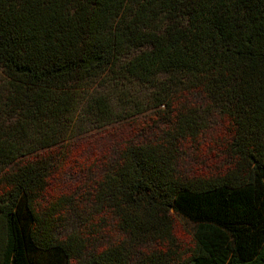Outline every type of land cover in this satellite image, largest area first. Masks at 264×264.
<instances>
[{
	"label": "trees",
	"instance_id": "16d2710c",
	"mask_svg": "<svg viewBox=\"0 0 264 264\" xmlns=\"http://www.w3.org/2000/svg\"><path fill=\"white\" fill-rule=\"evenodd\" d=\"M103 75L123 76L117 93H147L129 108L92 93L93 120L151 107L167 126L117 147L91 191L123 234L151 243L135 258L115 243L84 259L85 240L59 234L68 200L48 198L46 153ZM195 97L228 121L225 162L204 176L178 167L181 146L207 128ZM187 261L264 264V0H0V264Z\"/></svg>",
	"mask_w": 264,
	"mask_h": 264
},
{
	"label": "rangeland",
	"instance_id": "374dc122",
	"mask_svg": "<svg viewBox=\"0 0 264 264\" xmlns=\"http://www.w3.org/2000/svg\"><path fill=\"white\" fill-rule=\"evenodd\" d=\"M132 56L133 54L128 58ZM117 82L120 84L125 82L122 75H103L92 81L88 92L85 90L80 106L75 111L67 139L57 146V149L47 153L45 151L47 156L53 157L55 165L48 198L53 200L65 196L68 200L65 219L58 228L59 234L61 237L72 234L81 236L85 240L86 247L84 259L115 243L126 245L133 258L138 256L139 251L147 250L152 246L150 242L140 244L123 234L111 211L99 204L91 193L95 181L103 173L108 157L117 147L133 141L145 142L167 128L165 123L157 122L156 111L151 107L129 117L119 112L117 121L112 123L97 122L93 120L91 114H86V101L92 93L119 94L122 99L125 98L121 103L125 108L130 107L128 103L130 100L145 98L144 94L147 92L137 84L125 90L123 94L117 93L120 91ZM190 100L200 104L199 113L207 128L198 142L186 140L181 146V160L178 167L182 173L190 176L210 175L225 162L224 149L228 121L224 120L216 108L210 107L206 100L196 97ZM63 151L65 157H62ZM84 168L89 169L83 170ZM175 233L181 251L187 253L191 242L188 228L178 222ZM184 257L187 259L189 253ZM185 264L195 263L187 261Z\"/></svg>",
	"mask_w": 264,
	"mask_h": 264
}]
</instances>
